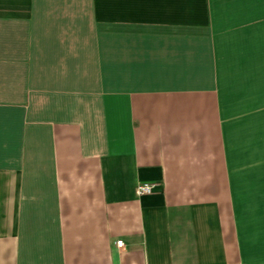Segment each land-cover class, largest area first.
Instances as JSON below:
<instances>
[{
	"label": "crops",
	"instance_id": "crops-1",
	"mask_svg": "<svg viewBox=\"0 0 264 264\" xmlns=\"http://www.w3.org/2000/svg\"><path fill=\"white\" fill-rule=\"evenodd\" d=\"M0 264H264V0H0Z\"/></svg>",
	"mask_w": 264,
	"mask_h": 264
},
{
	"label": "built area",
	"instance_id": "built-area-1",
	"mask_svg": "<svg viewBox=\"0 0 264 264\" xmlns=\"http://www.w3.org/2000/svg\"><path fill=\"white\" fill-rule=\"evenodd\" d=\"M155 187L154 183H150V182H141L139 184H137L136 186V193L141 196V195H145V194H150L153 192ZM117 244L119 246L123 245V241L122 240H118Z\"/></svg>",
	"mask_w": 264,
	"mask_h": 264
}]
</instances>
